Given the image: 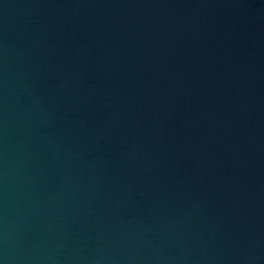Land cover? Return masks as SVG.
<instances>
[{"label":"water","instance_id":"95a60500","mask_svg":"<svg viewBox=\"0 0 264 264\" xmlns=\"http://www.w3.org/2000/svg\"><path fill=\"white\" fill-rule=\"evenodd\" d=\"M0 264H264V0H0Z\"/></svg>","mask_w":264,"mask_h":264}]
</instances>
